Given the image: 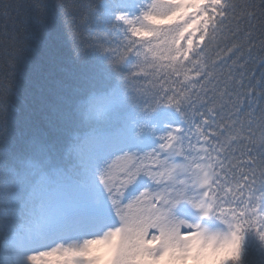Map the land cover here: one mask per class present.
<instances>
[{
    "label": "snow or ice",
    "instance_id": "snow-or-ice-1",
    "mask_svg": "<svg viewBox=\"0 0 264 264\" xmlns=\"http://www.w3.org/2000/svg\"><path fill=\"white\" fill-rule=\"evenodd\" d=\"M80 7L88 42L55 5L72 55L37 66L18 135L0 90V264H264V0ZM4 16L14 72L35 37Z\"/></svg>",
    "mask_w": 264,
    "mask_h": 264
},
{
    "label": "trees",
    "instance_id": "trees-1",
    "mask_svg": "<svg viewBox=\"0 0 264 264\" xmlns=\"http://www.w3.org/2000/svg\"><path fill=\"white\" fill-rule=\"evenodd\" d=\"M47 7V15L52 21L48 32H42L32 22V16L34 9L31 7L33 0H0V90H3L4 85L8 80H11V91L9 98L14 109L19 111L14 112L9 119V127L13 135H18L21 131L19 126V120L27 114L29 107H34L33 99L30 95V83L34 78L37 66L47 65L49 56L55 55L58 59L67 60L72 55V45L69 42L64 30V17L59 10H56L55 5L58 0H43ZM65 4L69 18L74 17L72 20V26L76 32V40H83L88 42L87 36V23H81V17L83 16V9L80 7L83 0H62ZM92 3L98 4L99 0H91ZM245 0H237L238 4H243ZM258 2V0H257ZM17 5L19 10L17 11ZM7 11L8 19L14 20V26L10 25L8 28L9 34L13 31L20 33L23 27H27L34 34V39L29 42V47L24 51L22 59L18 62L14 72L10 67V62L13 59L16 41L5 38L2 35L3 24L5 22L4 13ZM237 24L236 20L229 22L227 27L235 28ZM240 28H243V24H240ZM232 41H229L231 43ZM241 43L243 41L241 40ZM216 58V52L213 48L207 51L206 60L209 65L213 59ZM250 64L248 69H252ZM225 71L227 69L225 68ZM234 72L238 74L240 69L234 68ZM254 71L256 77L259 78L261 69L255 67ZM223 73L218 72L217 75ZM239 156V153H236ZM143 181V180H142ZM134 188L130 186L127 190V194ZM0 248H2V241H0Z\"/></svg>",
    "mask_w": 264,
    "mask_h": 264
},
{
    "label": "rangeland",
    "instance_id": "rangeland-1",
    "mask_svg": "<svg viewBox=\"0 0 264 264\" xmlns=\"http://www.w3.org/2000/svg\"><path fill=\"white\" fill-rule=\"evenodd\" d=\"M146 188H147V184L144 181H140L139 183L134 185L133 190L130 193H128L127 195L129 197H134L135 195H138L140 191L146 190ZM185 215L187 216V218L189 220H191L193 218L192 217V213H190V212L189 213H185ZM69 238H72V237H69ZM76 238H78V237H76Z\"/></svg>",
    "mask_w": 264,
    "mask_h": 264
}]
</instances>
